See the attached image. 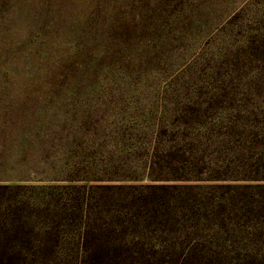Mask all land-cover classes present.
Returning a JSON list of instances; mask_svg holds the SVG:
<instances>
[{
	"label": "rangeland",
	"instance_id": "1",
	"mask_svg": "<svg viewBox=\"0 0 264 264\" xmlns=\"http://www.w3.org/2000/svg\"><path fill=\"white\" fill-rule=\"evenodd\" d=\"M263 109L264 0H0V183L212 167Z\"/></svg>",
	"mask_w": 264,
	"mask_h": 264
},
{
	"label": "trees",
	"instance_id": "2",
	"mask_svg": "<svg viewBox=\"0 0 264 264\" xmlns=\"http://www.w3.org/2000/svg\"><path fill=\"white\" fill-rule=\"evenodd\" d=\"M221 128L228 154L212 167L157 149L142 176L56 196L0 183V264H264V109Z\"/></svg>",
	"mask_w": 264,
	"mask_h": 264
}]
</instances>
